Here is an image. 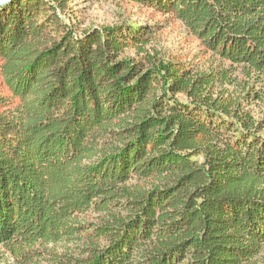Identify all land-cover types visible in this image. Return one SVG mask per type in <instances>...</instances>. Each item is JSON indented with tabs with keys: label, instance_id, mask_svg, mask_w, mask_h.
<instances>
[{
	"label": "trees",
	"instance_id": "1",
	"mask_svg": "<svg viewBox=\"0 0 264 264\" xmlns=\"http://www.w3.org/2000/svg\"><path fill=\"white\" fill-rule=\"evenodd\" d=\"M129 1L180 22L204 64L151 50L157 23L77 33L69 0L0 4V246L35 264L88 231L53 264H252L264 121L230 86L264 99V0Z\"/></svg>",
	"mask_w": 264,
	"mask_h": 264
},
{
	"label": "rangeland",
	"instance_id": "2",
	"mask_svg": "<svg viewBox=\"0 0 264 264\" xmlns=\"http://www.w3.org/2000/svg\"><path fill=\"white\" fill-rule=\"evenodd\" d=\"M71 28L77 33L92 26L107 27L120 22L133 24H159L157 38L149 48L160 51L164 60L180 59L193 65H203L207 60L201 57L199 43L186 31L180 22L166 20V17L148 7L127 0H69V9L63 14ZM230 93L239 102H244L257 120L264 121V99L249 102L241 85L230 86ZM97 214L87 213L78 216L84 222H96ZM93 230V227L89 228ZM94 238L88 231L78 233L74 238H63L60 242L47 243L33 250L28 256H34L35 264H53L66 255L79 257L86 254V246ZM94 241V240H93ZM95 242V241H94ZM18 259L7 247L0 246V264H16ZM252 264H264V250Z\"/></svg>",
	"mask_w": 264,
	"mask_h": 264
},
{
	"label": "water",
	"instance_id": "3",
	"mask_svg": "<svg viewBox=\"0 0 264 264\" xmlns=\"http://www.w3.org/2000/svg\"><path fill=\"white\" fill-rule=\"evenodd\" d=\"M10 0H0V4H6L8 3Z\"/></svg>",
	"mask_w": 264,
	"mask_h": 264
}]
</instances>
